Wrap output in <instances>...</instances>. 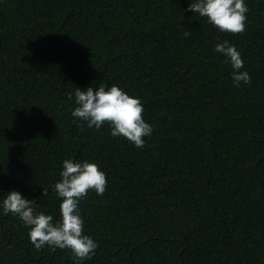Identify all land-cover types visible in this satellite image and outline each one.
Masks as SVG:
<instances>
[{
  "label": "trees",
  "instance_id": "1",
  "mask_svg": "<svg viewBox=\"0 0 264 264\" xmlns=\"http://www.w3.org/2000/svg\"><path fill=\"white\" fill-rule=\"evenodd\" d=\"M191 2L0 0V201L19 191L58 222L63 161L96 163L106 190L79 207L99 247L81 264H264V0H244L242 34ZM224 40L250 86L234 85ZM101 84L139 98L144 147L72 117L75 89ZM29 230L0 214V264H75Z\"/></svg>",
  "mask_w": 264,
  "mask_h": 264
},
{
  "label": "clouds",
  "instance_id": "2",
  "mask_svg": "<svg viewBox=\"0 0 264 264\" xmlns=\"http://www.w3.org/2000/svg\"><path fill=\"white\" fill-rule=\"evenodd\" d=\"M185 11H192L221 32L242 34L246 30V13L248 7L244 0H195ZM191 31L185 29L183 37L187 38ZM215 51L226 58L233 69L232 79L235 86L241 83L251 85V76L247 71H241L243 60L241 54L228 40L218 43ZM75 104L71 115L82 121L83 130L87 127L101 128L106 122L111 127L113 137H124L136 147L145 146L143 137H150L153 127L142 118L144 107L139 98L132 97L124 90L113 84L106 87L101 84L97 88L89 86L86 90L75 89ZM67 98L73 99V93ZM61 179L53 185L60 201L61 219L53 222V216L44 212H36V201L25 198L19 191L12 190L3 195L0 201V214L11 213L18 216L25 226H29V239L32 245L41 250L50 248L70 249L75 264H81L95 255L98 242L83 234L84 220L80 214V201L88 195L90 189L102 196L106 190L107 179L103 171L94 162H74L72 159L63 161ZM43 197L48 195L43 188Z\"/></svg>",
  "mask_w": 264,
  "mask_h": 264
}]
</instances>
